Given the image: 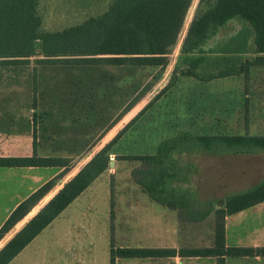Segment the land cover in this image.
<instances>
[{"label":"trees","instance_id":"trees-1","mask_svg":"<svg viewBox=\"0 0 264 264\" xmlns=\"http://www.w3.org/2000/svg\"><path fill=\"white\" fill-rule=\"evenodd\" d=\"M194 1L110 0L100 13L73 25L47 30L42 26L39 0H0V64H26L37 55L31 73L32 154L0 157V166L57 170L19 202L1 224L0 240L20 220L16 228L24 225L0 241L1 245L7 240L0 248V264H8L105 172L112 146L174 81L158 92L100 150L93 156L91 153L59 189L45 196L151 89L153 82L141 86L134 78L140 68H157L156 80L179 40L182 76L209 81L247 74L251 67L264 66V0H198L190 17ZM232 20L246 24L251 41L248 42L244 31L239 32L221 46L219 51L224 56L206 57L208 41ZM183 31L181 40L179 34ZM248 51L253 53L251 58L236 55ZM176 69L174 66L173 75ZM127 78L131 80L124 83ZM193 148L212 154L264 151V134L180 132L160 140L152 153L123 155V159L136 163L131 170L133 182L156 203L176 210L179 220L201 221L214 212L213 241L209 246L177 249L115 247L111 242L110 264H115L120 257L174 255L213 256L217 264H224L226 256L264 255V246L226 245L224 231L226 215L264 201V177L247 189L227 194L218 208L212 201L198 206L192 197L170 184L178 179L181 171L182 151Z\"/></svg>","mask_w":264,"mask_h":264},{"label":"rangeland","instance_id":"rangeland-1","mask_svg":"<svg viewBox=\"0 0 264 264\" xmlns=\"http://www.w3.org/2000/svg\"><path fill=\"white\" fill-rule=\"evenodd\" d=\"M109 1L39 0L42 26L47 30H55L79 23L102 12ZM197 2L194 1L190 17ZM243 31L250 42L252 38L249 32L247 34L245 23L239 20L228 22L208 41L204 55L208 58H221L225 55L219 51L221 46ZM184 34V31L180 32L181 40ZM177 42L169 53L167 66L156 80L155 67L147 66L137 71L134 78L141 86L153 82L151 89L90 149L88 155L77 161L65 179L79 170L91 153L93 156L100 150L158 92L174 80L172 85L151 107L143 111L112 146L108 167L101 177L76 197L8 264H110V243L115 247L124 245L123 236L126 230L131 229L124 214L135 208L139 210L136 216L140 223L137 230L127 232L130 234L127 239L132 243L131 247L158 244L156 226L152 219L161 218L162 212L168 211L146 193H142L131 177V170L136 163L122 156L152 153L160 140L180 132L264 134V66L251 67L247 74L199 81L181 75V41ZM236 55L239 58H251L253 53L248 51ZM36 57L34 55L30 58L32 65ZM174 66L177 69L173 75ZM130 80L127 78L123 82ZM181 158L183 161L178 179L170 184L200 205L212 201L214 207L218 208L227 194L247 189L264 177L262 150L212 154L193 148L191 151H182ZM48 177L47 173L32 169V189ZM58 186L54 185L46 196ZM115 264H153V261L120 258L115 260Z\"/></svg>","mask_w":264,"mask_h":264},{"label":"crops","instance_id":"crops-1","mask_svg":"<svg viewBox=\"0 0 264 264\" xmlns=\"http://www.w3.org/2000/svg\"><path fill=\"white\" fill-rule=\"evenodd\" d=\"M32 66L30 62L14 65L0 64V157H26L32 154ZM32 169L47 173L49 177L46 180L57 172L55 168L50 167L0 166V226L19 202L46 181H42L32 189ZM44 169H50V171L45 172ZM73 175L61 179L58 189ZM100 177L101 175L98 178ZM197 205L201 206L198 203ZM164 208L170 214L163 211L161 218H151L156 226L155 232L159 239V243L151 247L177 249L184 246L197 247L212 244L214 212L201 221L184 222L179 220L176 210ZM138 211L137 208L130 209L124 214L126 223L130 222L131 229L126 230L123 236L124 245L121 246H132L127 239L130 237L127 232L137 230L140 223V219L136 216ZM18 223L8 233L13 229L19 230L24 225L16 228ZM224 231L226 245L264 246V201L234 214L226 215ZM3 245L1 244L0 248ZM130 259H138V257ZM144 259H152L153 264H217V259L213 256L174 255ZM224 264H264V255L226 256Z\"/></svg>","mask_w":264,"mask_h":264},{"label":"water","instance_id":"water-1","mask_svg":"<svg viewBox=\"0 0 264 264\" xmlns=\"http://www.w3.org/2000/svg\"><path fill=\"white\" fill-rule=\"evenodd\" d=\"M35 46L38 47V46H39V43L36 42V43H35ZM41 207H42V206H41ZM41 207H40V208H41ZM40 208H39V209H40ZM39 209H38V210H39ZM38 210H37V211H38ZM37 211H36V212H37ZM36 212H35V213H36ZM35 213H34V214H35ZM34 214H33V215H34ZM33 215H32V216H33ZM32 216H31V217H32ZM31 217H30V218H31ZM30 218H29V219H30Z\"/></svg>","mask_w":264,"mask_h":264}]
</instances>
